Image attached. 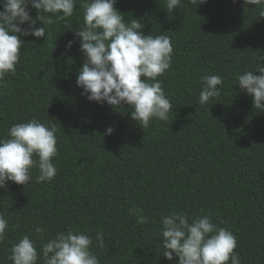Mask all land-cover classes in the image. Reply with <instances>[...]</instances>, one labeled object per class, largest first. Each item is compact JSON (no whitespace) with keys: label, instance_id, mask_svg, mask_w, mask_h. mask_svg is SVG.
<instances>
[{"label":"trees","instance_id":"1","mask_svg":"<svg viewBox=\"0 0 264 264\" xmlns=\"http://www.w3.org/2000/svg\"><path fill=\"white\" fill-rule=\"evenodd\" d=\"M82 4L76 0L65 21L53 18L46 40L22 37L16 74L0 87V138L13 124L37 119L56 127L58 148L52 181L37 183L33 169L25 186L0 188V214L9 222L0 264H12L10 249L23 235L40 245L69 229L93 237L100 264H175L163 257L161 235L172 212L210 215L236 236L241 264H264V110L237 83V74L264 66L261 9L243 0L196 8L182 0L169 12L166 0H117L126 20L144 23V35L172 42L171 68L158 79L173 110L143 129L130 107L89 102L76 84L82 53L78 41L66 45L83 27ZM204 75L221 76L223 86L201 106ZM133 208L148 222L129 215ZM37 227L44 232L37 235ZM101 230L103 249L95 241Z\"/></svg>","mask_w":264,"mask_h":264},{"label":"clouds","instance_id":"2","mask_svg":"<svg viewBox=\"0 0 264 264\" xmlns=\"http://www.w3.org/2000/svg\"><path fill=\"white\" fill-rule=\"evenodd\" d=\"M182 0H166L167 9H177ZM195 6L207 0H188ZM235 2V0H234ZM117 0H83V27L73 30L70 49L76 41L82 53L83 66L76 84L89 102L114 108L130 107L131 119L148 128L151 121H167L173 110L162 82L158 79L170 68L173 58L171 39L165 35H144V23L126 20L114 7ZM256 6L264 16V0H243ZM0 87L9 75H15L25 44L22 37L47 38L48 26L74 15L76 0H0ZM36 10L33 18L32 10ZM54 18V19H53ZM39 23L40 26H37ZM71 29V28H69ZM259 73V74H257ZM143 78V79H142ZM198 103L205 106L220 96L223 79L219 75L201 76ZM241 91L252 97L253 107L264 110V66L255 71L237 74ZM114 131L108 127L106 134ZM57 129L37 119L15 123L7 138H0V188L8 182L25 186L37 170V183L50 182L57 168L53 159L58 155ZM139 224L148 217L139 208L130 209ZM8 220L0 214V242L7 237ZM44 232L37 227V235ZM163 257L175 264H241L236 236L227 228L213 223L210 215L189 218L185 213L172 212L162 218ZM103 249L104 233L95 235ZM175 258H178L176 260ZM12 264H100L93 251V237L86 232L69 229L48 237L37 245L30 235H23L12 245L7 257Z\"/></svg>","mask_w":264,"mask_h":264}]
</instances>
